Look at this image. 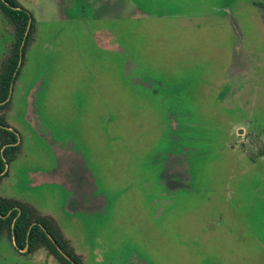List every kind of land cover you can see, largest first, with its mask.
Masks as SVG:
<instances>
[{
    "label": "rangeland",
    "instance_id": "1",
    "mask_svg": "<svg viewBox=\"0 0 264 264\" xmlns=\"http://www.w3.org/2000/svg\"><path fill=\"white\" fill-rule=\"evenodd\" d=\"M17 1L0 198L82 264H264V0ZM14 43L0 10V69ZM0 264L60 263L1 235Z\"/></svg>",
    "mask_w": 264,
    "mask_h": 264
},
{
    "label": "trees",
    "instance_id": "2",
    "mask_svg": "<svg viewBox=\"0 0 264 264\" xmlns=\"http://www.w3.org/2000/svg\"><path fill=\"white\" fill-rule=\"evenodd\" d=\"M17 8H20L17 0H0V10L15 36V43L1 64L0 103L5 102L9 97L11 85L19 75L35 29V21L31 14ZM20 60L22 63L19 67ZM9 104L10 101L0 105V184L7 176V172L1 176L6 164L16 158L20 147L19 144L16 145L17 135L5 128L7 123L1 116V111L7 109ZM0 234L7 235L18 249L28 246L26 253L45 249L60 264H82L55 219L40 214L35 208L18 200L0 198Z\"/></svg>",
    "mask_w": 264,
    "mask_h": 264
},
{
    "label": "water",
    "instance_id": "3",
    "mask_svg": "<svg viewBox=\"0 0 264 264\" xmlns=\"http://www.w3.org/2000/svg\"><path fill=\"white\" fill-rule=\"evenodd\" d=\"M17 9H21V8H17ZM30 23H31V21H30ZM29 28H30V25H29L28 30L26 32V36L28 35ZM21 63H22V61L20 60L19 67H20ZM12 89H13V84L11 85V88H10L9 97L7 98V100L5 102L0 103V105L6 104L8 101H10L11 94H12ZM5 173H6V170L1 174V176L4 175ZM27 251H28V246L22 250V252H24V253H26Z\"/></svg>",
    "mask_w": 264,
    "mask_h": 264
},
{
    "label": "flooded vegetation",
    "instance_id": "4",
    "mask_svg": "<svg viewBox=\"0 0 264 264\" xmlns=\"http://www.w3.org/2000/svg\"><path fill=\"white\" fill-rule=\"evenodd\" d=\"M5 122H6V121H5ZM6 123H7V122H6ZM0 126H1V125H0ZM5 128L8 129V130H10V131H12L11 128H10V126H9L8 124H7V126H6ZM16 145H18V144H16ZM0 236H1V234H0ZM12 242H13V241H12ZM13 243H14V242H13ZM14 245H15V243H14ZM15 247H16V245H15ZM16 248H17V247H16ZM17 249H18V248H17ZM18 250H19L21 253H23V252H22L23 249H18ZM65 257H66V256H65ZM66 258H68V257H66Z\"/></svg>",
    "mask_w": 264,
    "mask_h": 264
}]
</instances>
